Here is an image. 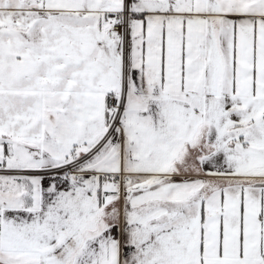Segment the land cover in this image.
Here are the masks:
<instances>
[{
    "label": "snow or ice",
    "instance_id": "obj_1",
    "mask_svg": "<svg viewBox=\"0 0 264 264\" xmlns=\"http://www.w3.org/2000/svg\"><path fill=\"white\" fill-rule=\"evenodd\" d=\"M0 264H264V0H0Z\"/></svg>",
    "mask_w": 264,
    "mask_h": 264
}]
</instances>
